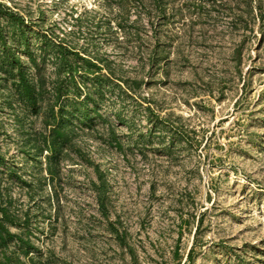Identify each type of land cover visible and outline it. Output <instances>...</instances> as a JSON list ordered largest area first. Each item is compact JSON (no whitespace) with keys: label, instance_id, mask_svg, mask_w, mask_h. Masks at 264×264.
Here are the masks:
<instances>
[{"label":"rangeland","instance_id":"1","mask_svg":"<svg viewBox=\"0 0 264 264\" xmlns=\"http://www.w3.org/2000/svg\"><path fill=\"white\" fill-rule=\"evenodd\" d=\"M0 264H264V0H0Z\"/></svg>","mask_w":264,"mask_h":264},{"label":"trees","instance_id":"2","mask_svg":"<svg viewBox=\"0 0 264 264\" xmlns=\"http://www.w3.org/2000/svg\"><path fill=\"white\" fill-rule=\"evenodd\" d=\"M27 87L29 90H31V86H30V83L27 81Z\"/></svg>","mask_w":264,"mask_h":264}]
</instances>
